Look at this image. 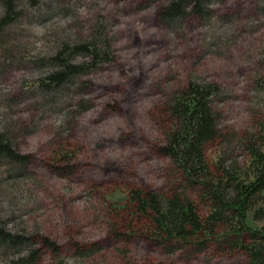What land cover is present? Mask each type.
Returning a JSON list of instances; mask_svg holds the SVG:
<instances>
[{
  "label": "rangeland",
  "instance_id": "obj_1",
  "mask_svg": "<svg viewBox=\"0 0 264 264\" xmlns=\"http://www.w3.org/2000/svg\"><path fill=\"white\" fill-rule=\"evenodd\" d=\"M167 3L82 0L79 7L72 2L68 16L19 32L24 47L46 53L53 40L49 34L81 35L101 16L114 56L89 78L87 93L74 98L78 107L64 127L60 111L42 110L35 97L24 92V82L35 79L38 71L11 69L0 83V125H12L16 149L32 158L27 178L9 183L7 190L2 185L0 223L49 239L66 262H247L244 253L228 255L216 247L203 253L190 247L168 253L148 239L143 220L125 227L131 189L166 192L179 184L173 161L160 151L166 132L163 110L189 81L216 83L226 96L215 106L226 143L207 147L211 164L221 158L243 164L241 139L254 132L260 118L255 85L264 77V0H218L210 23L192 17L177 30L160 22V9ZM69 159L71 168L63 170ZM260 208L264 199L256 210ZM253 213L248 223L264 227V217L256 221ZM91 250L90 256L79 255ZM42 258L43 264H53L48 250L42 251Z\"/></svg>",
  "mask_w": 264,
  "mask_h": 264
},
{
  "label": "trees",
  "instance_id": "obj_2",
  "mask_svg": "<svg viewBox=\"0 0 264 264\" xmlns=\"http://www.w3.org/2000/svg\"><path fill=\"white\" fill-rule=\"evenodd\" d=\"M217 1L168 0L160 9V22L170 30L181 28L192 17L210 23ZM72 2L79 7L82 0H0V83L11 69L38 71L35 79L24 82V92L35 97L42 110L60 111L62 127L78 107L74 98L89 90V78L114 60L106 21L98 17L81 35L49 34L53 40L46 53L27 49L18 36L22 29L68 16ZM260 9L264 12V4ZM255 91L260 118L254 132L241 139L246 154L243 164L221 158L214 165L207 157L208 146L226 143L222 117L215 109L226 99L220 85L191 80L186 90L167 100L163 110L165 143L160 151L173 161L179 184L166 192L131 189L124 209L126 228L143 220L148 239L168 253L186 247L203 253L216 247L228 255L244 253L246 264H264V227L248 223L252 212L256 221L264 217V209L256 210L264 199V77L256 83ZM3 101L0 96V105ZM71 162L67 160L63 169L59 160L56 172L60 175V169H70ZM31 163V156L16 149L12 125H0V192L2 185L7 190L9 183L27 178ZM44 250L51 253L53 264H75L66 262L60 247L49 239L39 240L0 223V264H43ZM79 253L87 257L94 251Z\"/></svg>",
  "mask_w": 264,
  "mask_h": 264
}]
</instances>
